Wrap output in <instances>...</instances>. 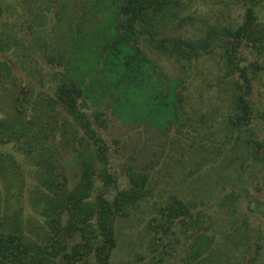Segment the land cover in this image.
<instances>
[{
  "label": "trees",
  "instance_id": "1",
  "mask_svg": "<svg viewBox=\"0 0 264 264\" xmlns=\"http://www.w3.org/2000/svg\"><path fill=\"white\" fill-rule=\"evenodd\" d=\"M196 1L0 0V264H264V0ZM94 109L152 135L126 186Z\"/></svg>",
  "mask_w": 264,
  "mask_h": 264
},
{
  "label": "rangeland",
  "instance_id": "2",
  "mask_svg": "<svg viewBox=\"0 0 264 264\" xmlns=\"http://www.w3.org/2000/svg\"><path fill=\"white\" fill-rule=\"evenodd\" d=\"M220 1L221 0L196 1V13L200 19L199 24H203V22L209 19V17H211V22H215L219 18L221 19V21H229L234 20L239 16H243V14L245 13L246 7L244 5V0H222L224 4L222 3L219 5ZM261 12L262 16L264 17V1L262 4ZM9 16L5 15V17ZM13 18L14 20H18L21 22V20H19L15 16H13ZM14 20L12 19V21ZM184 35L185 37H188L189 35L192 36L193 32H191V30H189V32L185 31ZM152 57L157 60L158 64L164 70H166L168 73L170 72L169 69L171 65L169 62H164L156 54H152ZM217 60L218 57L212 58L209 63L216 64ZM95 109L94 112L93 110L89 111L90 115L94 114L95 116L100 113L103 119L102 122H95V128L110 147L111 166L113 170L117 172L119 181H121L122 184L126 186L128 182L126 177V169L129 165H131V161L135 156L134 151L138 145L137 141L139 143L141 136V140L143 143L150 142L152 135L148 136V134L146 133L147 130H140L141 134L136 135V131L133 128L124 125V123H122L110 112L101 109H98L96 111ZM155 136L153 137V139L155 138ZM142 156L143 157L141 158V164H144L148 161L147 153L143 152ZM67 171L68 174L73 177L75 172H77L78 170H76L75 166L72 165L68 167ZM129 226H131V224H126V227L124 229V236L122 238V241L119 242L120 246L116 251L117 260H122V262L124 261L125 263L133 253L134 249H138L141 244V240L137 239V237L141 238V236L136 235V233L130 231Z\"/></svg>",
  "mask_w": 264,
  "mask_h": 264
}]
</instances>
